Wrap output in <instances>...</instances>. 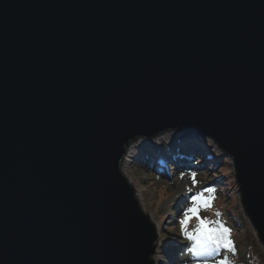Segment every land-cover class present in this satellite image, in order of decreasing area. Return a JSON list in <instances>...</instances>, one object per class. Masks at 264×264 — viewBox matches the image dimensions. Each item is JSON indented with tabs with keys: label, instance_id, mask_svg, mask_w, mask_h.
<instances>
[{
	"label": "water",
	"instance_id": "95a60500",
	"mask_svg": "<svg viewBox=\"0 0 264 264\" xmlns=\"http://www.w3.org/2000/svg\"><path fill=\"white\" fill-rule=\"evenodd\" d=\"M165 130L233 156L264 245V0H0V264H154L122 162Z\"/></svg>",
	"mask_w": 264,
	"mask_h": 264
},
{
	"label": "rangeland",
	"instance_id": "374dc122",
	"mask_svg": "<svg viewBox=\"0 0 264 264\" xmlns=\"http://www.w3.org/2000/svg\"><path fill=\"white\" fill-rule=\"evenodd\" d=\"M175 133V130H168L166 137L156 141L155 145L144 146V149L139 144V146L134 148L133 156L129 157L131 161L129 170L132 172L139 187L143 189L145 197L142 201L144 205L141 206L140 202H138L143 211L145 213L149 212L152 219L157 223L156 238L158 241L151 257L154 258L156 264H191V254L187 250L191 241L185 239L181 234L179 221L183 209L190 206L191 195L203 189L199 187L200 180H206L208 187L215 185L217 182H221L224 185L222 193L214 191L213 194H204L205 197L214 195L215 199L212 201L210 208L200 212V216L207 217L212 221L222 222L228 227L231 230V239L235 242V248L240 247V252L243 254L248 250V244L251 243L250 232L255 234L256 231L242 207L240 186L236 179L233 156L227 155L214 138H208L207 141L201 143L202 147H207L212 157L225 163L222 166L221 162L218 161L202 163L206 158V148L202 149L196 140V142L193 140L191 142L187 141L189 144L183 147L180 145L184 141L173 144ZM139 138L132 139L130 143L138 144L135 140L139 142ZM142 141L143 138L141 137ZM191 148L192 150H190ZM169 149L176 153L177 151L185 152L178 157L172 154L168 155ZM150 155L156 158L160 157L162 161H165L166 165H163L164 168L162 166L159 169L156 168L154 161L150 159ZM183 159H187L188 162ZM213 165H216V167H213ZM220 166L224 171L228 172L229 178H232L231 186L229 185L231 181H228L229 178L227 176H222V178L217 176L220 175L218 173V170L221 169ZM193 172L196 174L197 183L195 185H193L191 176ZM200 175H202V178L198 179ZM189 189H191V192L188 191ZM217 213L220 215L217 216ZM197 223V219L193 217L189 224V229L194 228ZM255 238L254 244L264 256V245L258 237ZM223 255L224 252L222 250L219 256L213 254V256L208 258L218 259Z\"/></svg>",
	"mask_w": 264,
	"mask_h": 264
},
{
	"label": "snow or ice",
	"instance_id": "6c2138e0",
	"mask_svg": "<svg viewBox=\"0 0 264 264\" xmlns=\"http://www.w3.org/2000/svg\"><path fill=\"white\" fill-rule=\"evenodd\" d=\"M183 176V174H182ZM193 185L197 183L196 174H191ZM191 192V189L188 190ZM214 189L207 187L200 192L192 194L190 206L182 211L179 221L181 234L185 239L191 241L187 247L191 254V264H233L228 253H236L235 242L231 239V230L222 222L209 220L207 217H201L200 212L212 206L214 195L205 197V193L213 194ZM220 214L217 213V216ZM198 221L197 225L189 229L192 218ZM223 250L224 255L218 259H209L213 254L219 256Z\"/></svg>",
	"mask_w": 264,
	"mask_h": 264
},
{
	"label": "trees",
	"instance_id": "16d2710c",
	"mask_svg": "<svg viewBox=\"0 0 264 264\" xmlns=\"http://www.w3.org/2000/svg\"><path fill=\"white\" fill-rule=\"evenodd\" d=\"M184 142H182V144L180 145L181 147L187 145V141L185 143ZM198 144H199V146H201L202 149L203 148H206L205 149V151H206L205 157L206 158H205V160L202 163H205L206 164L209 161H212L213 163L218 161V162H221V166H222L223 163H225V162H223L220 159L217 160L216 158L212 157V155L209 152V150H207V147H202V144L201 143H198ZM181 153H183V152H178L177 151V153H176V152L172 151L171 149H169V151H168V155H171L172 154V155H175V156H178V157L181 155ZM150 159H151V161H154L155 167L158 168V169L161 166L163 167V165H166V162L165 161H162L160 159V157L159 158H156V157H154V156L152 157V155H150ZM221 166H220V168H221ZM213 167H216V165H213ZM218 173H220V175H217L218 177H221L222 178V176H227L229 178L228 172L224 171L223 168H221L220 170H218ZM199 178H202V175L198 176V179ZM228 181H231L230 184H229L231 186V184H232V178H229ZM199 187H201L203 189L204 188H207L208 186L206 184V180H200ZM211 188H213L215 191H220L222 193V191L224 189V185L221 182H217L215 185L213 184L211 186ZM250 233H251V238L252 239H251V243L248 244V250L246 252H244L242 254L240 252L241 251L240 250V247H236V253L234 255L232 253H228L230 260L233 261V264H264V256H263V254H261L259 252V248L254 244L255 243L254 239L256 240V238H255L256 236H255L254 233H252V232H250Z\"/></svg>",
	"mask_w": 264,
	"mask_h": 264
},
{
	"label": "bare ground",
	"instance_id": "6f19581e",
	"mask_svg": "<svg viewBox=\"0 0 264 264\" xmlns=\"http://www.w3.org/2000/svg\"><path fill=\"white\" fill-rule=\"evenodd\" d=\"M167 133H168V130H165V131L159 133L158 135H156L154 138H156V139H163V137H166L167 136ZM139 140H141V139L139 138ZM135 141H137L138 144H131L129 142V144L126 147V151H125V154H124V159H123V162H122V169H123V172H124L123 174H125V176L128 179V181L132 185H134L135 196H136V198L138 199V201L140 202V204L142 206V205H144V203H142V201L145 199L144 193H143V189L139 187L136 179L132 175V172L129 170L130 167H131V161H130V158L129 157H132L133 156L132 153L135 152V149L134 148H136V146L139 145L138 140H135ZM192 148H194V147L192 146ZM192 148L190 150H192ZM186 149H188V147H186ZM183 160H186V162H188L187 159H183ZM150 216L151 215L149 213V217ZM150 219L152 221H154L152 219V216L150 217ZM154 223L157 224L155 221H154ZM157 228H158V226H157ZM154 264H156V263L154 262Z\"/></svg>",
	"mask_w": 264,
	"mask_h": 264
}]
</instances>
